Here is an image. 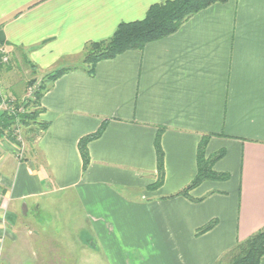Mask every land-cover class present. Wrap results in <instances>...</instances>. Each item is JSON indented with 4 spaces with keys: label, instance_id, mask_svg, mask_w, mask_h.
Segmentation results:
<instances>
[{
    "label": "crops",
    "instance_id": "0c3cea01",
    "mask_svg": "<svg viewBox=\"0 0 264 264\" xmlns=\"http://www.w3.org/2000/svg\"><path fill=\"white\" fill-rule=\"evenodd\" d=\"M162 1L0 0V41L38 72L15 79L4 66V93L22 96L17 80L81 65L86 42ZM40 102L48 126L21 159L16 143L0 137V235L4 226L12 239L33 220L61 223L63 206L54 204L63 197L83 224V264H228L223 255L264 228V0L209 4L142 49L98 61L92 73L62 74ZM102 125L83 169L78 142ZM158 132L164 177L152 188ZM204 139L206 155L224 150L212 169L226 177L181 194Z\"/></svg>",
    "mask_w": 264,
    "mask_h": 264
},
{
    "label": "trees",
    "instance_id": "16d2710c",
    "mask_svg": "<svg viewBox=\"0 0 264 264\" xmlns=\"http://www.w3.org/2000/svg\"><path fill=\"white\" fill-rule=\"evenodd\" d=\"M223 1L225 0H163L151 4L143 18L119 22L113 34L108 38L86 42L81 52V65L63 66L45 73L35 87L33 95L24 103V109L16 112L12 118L17 119L15 123L24 132L25 138L32 143L33 139L41 135L48 126V122L39 117L44 109L40 100L56 78L70 70L79 68L92 73L98 61L113 58L128 50H140L146 43L175 32L185 20L198 10L214 2ZM30 66L34 68L35 64L30 63ZM35 80V78L30 79L27 84L34 83ZM9 120L4 118L5 123H8ZM102 129L103 125L96 132L81 137L78 142L83 169H86L90 161L88 143L91 139L97 137ZM205 147L206 139L199 144L197 150V172L191 182L179 193L186 195L189 189L195 187L204 179L226 177V174L218 173L212 169L214 162L224 155V150L206 155ZM154 148L158 177L150 185L152 188L159 186L164 177V153L161 146L160 132L155 136ZM214 224L215 220H212L198 228L197 232L207 231ZM263 256L264 228L253 233L246 240L238 241L223 255L228 260V264H258Z\"/></svg>",
    "mask_w": 264,
    "mask_h": 264
},
{
    "label": "rangeland",
    "instance_id": "374dc122",
    "mask_svg": "<svg viewBox=\"0 0 264 264\" xmlns=\"http://www.w3.org/2000/svg\"><path fill=\"white\" fill-rule=\"evenodd\" d=\"M24 55V58L22 57L19 60L13 53H9L11 76L13 75L15 79H19L25 70H30V68L33 74H38L37 71L34 72L35 68L30 66L27 55L25 53ZM41 78H35V82L31 84H19L20 80L16 81L15 85L17 84L18 88L23 87L24 95L11 96L15 98V101L22 109H24V103L33 95L35 87ZM20 135L23 141L22 156H24L25 149L31 145V142L25 138L22 130ZM66 202H64L63 197L58 203L54 204L63 206L64 210L61 213H55L56 219L59 216L62 222L53 223L55 224L54 226L52 223H37L36 220L31 221V223L25 222L12 233V239L7 237L6 228L3 226L2 234L0 235V264H83L86 245L82 242L84 241L83 235L80 237L79 233L80 231L82 232L83 224L81 222V224L78 223L79 215L74 209L73 204L69 203L67 205ZM43 216L47 218L45 214ZM20 251L21 253L23 252L21 257L17 255ZM5 254L9 255L5 256ZM13 254L17 256H13ZM89 262L94 264L95 260Z\"/></svg>",
    "mask_w": 264,
    "mask_h": 264
},
{
    "label": "built area",
    "instance_id": "2783aa9c",
    "mask_svg": "<svg viewBox=\"0 0 264 264\" xmlns=\"http://www.w3.org/2000/svg\"><path fill=\"white\" fill-rule=\"evenodd\" d=\"M9 64V51L6 45L0 41V74L1 69ZM23 110L11 95L4 93L0 75V137L9 138L16 143L15 156L18 159L22 158L23 141L21 139V128L17 126V119H13L15 113ZM4 118L10 119L5 123Z\"/></svg>",
    "mask_w": 264,
    "mask_h": 264
}]
</instances>
